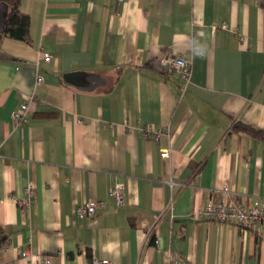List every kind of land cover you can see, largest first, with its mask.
<instances>
[{
	"label": "crops",
	"instance_id": "crops-1",
	"mask_svg": "<svg viewBox=\"0 0 264 264\" xmlns=\"http://www.w3.org/2000/svg\"><path fill=\"white\" fill-rule=\"evenodd\" d=\"M20 10L31 43L0 39V264H264V228L195 216L223 186L264 201V141L233 128L264 129V0H20ZM166 51L191 61L188 85L164 72ZM76 71L107 84L63 81ZM115 180L123 207L109 194ZM88 201L104 205L78 217ZM156 214L160 249L148 235Z\"/></svg>",
	"mask_w": 264,
	"mask_h": 264
},
{
	"label": "built area",
	"instance_id": "built-area-1",
	"mask_svg": "<svg viewBox=\"0 0 264 264\" xmlns=\"http://www.w3.org/2000/svg\"><path fill=\"white\" fill-rule=\"evenodd\" d=\"M118 6H122L124 0H114ZM44 60H49L50 55L46 52L42 53ZM161 66L166 74L177 73L180 78L188 85L192 75V63L181 55H176L171 51L163 53L160 59ZM43 81V76L38 75L36 79V85H39ZM28 101L20 103L17 109L11 113L12 120L20 124L26 119L28 113ZM145 135H152L156 139H162L169 136L168 129H157L150 131L143 129ZM166 155V151L163 152ZM35 189L32 183L24 189L23 195L17 200L20 207L29 208L31 199L34 196ZM109 194L114 198L117 207H123L125 205V186L120 180H115L109 188ZM102 201H88L85 204H79L76 206L75 213L78 217H92L96 214L98 206H103ZM195 216L198 219L205 221H213L216 223L230 222L237 225L240 228H252L261 230L264 228V201L260 197H250L247 201H238L231 194L228 186H223L220 190L219 196L207 201L200 207L195 209ZM161 217L160 214L154 215L152 223L148 227V235L153 239L155 246L160 249V243L158 237L154 236L153 230L156 222ZM23 255L28 257V252H24ZM51 258L44 256L38 261H31V264H50ZM88 264H112L109 258L91 256ZM166 264H179V261L170 256Z\"/></svg>",
	"mask_w": 264,
	"mask_h": 264
},
{
	"label": "trees",
	"instance_id": "trees-1",
	"mask_svg": "<svg viewBox=\"0 0 264 264\" xmlns=\"http://www.w3.org/2000/svg\"><path fill=\"white\" fill-rule=\"evenodd\" d=\"M0 1H4L8 6L3 37L21 40L25 43H31L29 16L20 10V0ZM45 113L52 114L56 112ZM233 128L236 132H242L246 136L264 141V129L254 127L242 121L235 122ZM8 240L9 234L0 226V248L5 247L8 244Z\"/></svg>",
	"mask_w": 264,
	"mask_h": 264
},
{
	"label": "water",
	"instance_id": "water-1",
	"mask_svg": "<svg viewBox=\"0 0 264 264\" xmlns=\"http://www.w3.org/2000/svg\"><path fill=\"white\" fill-rule=\"evenodd\" d=\"M8 13V6L4 1H0V39L3 36L6 18ZM0 59H9L3 53H0ZM63 81L81 90L93 91L98 87L105 86L107 81L98 74L89 73L85 71H76L64 73Z\"/></svg>",
	"mask_w": 264,
	"mask_h": 264
}]
</instances>
